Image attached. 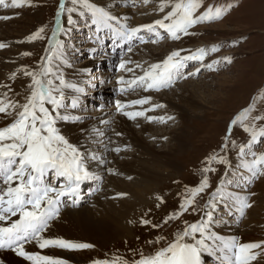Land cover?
I'll return each mask as SVG.
<instances>
[{
	"label": "rangeland",
	"instance_id": "obj_1",
	"mask_svg": "<svg viewBox=\"0 0 264 264\" xmlns=\"http://www.w3.org/2000/svg\"><path fill=\"white\" fill-rule=\"evenodd\" d=\"M90 1L92 3H90ZM5 3V5H0L1 25L12 20L22 19L27 21L29 17L38 14L37 19L30 20V23L24 29L26 31L25 33H27L26 36L30 37L39 29H44V32L41 34L43 38L25 40L28 41L27 44L32 43V46L22 51V58L24 61H22L21 64L13 63L8 70L4 72L3 78L0 79V99H2L5 104L10 100L23 103L24 97L29 95L27 86L31 84L32 78L29 75H25V73L38 71L42 64L47 63L46 57L48 53L46 50L51 46L49 41H52L53 38V27L56 26L60 15L61 18L64 19V31L57 34V39L65 42V51L71 56V61L68 63L67 67L75 66L78 62H80V65L86 62H95L88 56L89 52L85 53V51H87L86 47L91 45L86 35L88 33L87 28L91 26V14L82 4L76 5L77 11L72 13L75 23L68 25L67 18L69 13L60 10L61 0H31L30 4H25L20 7L10 6L11 0H5ZM63 3L65 8L73 7L71 0H63ZM88 3L93 5L96 4V7H103L105 10H109L108 6L102 5L103 3L106 4V1L97 0L96 3H94L93 0H88ZM160 3L161 0H149L147 4L144 3V0H128L124 6L131 8L133 12V16L127 18L130 23L129 25L133 27V25L135 26L134 22L137 21L136 19L151 18L152 16L154 17L155 14V17L162 19L163 16L171 10V6L165 8V10L161 12L159 11ZM120 7L123 8V5H114L116 11L120 10ZM143 7L157 10L146 14L147 12H141L144 10ZM210 8H222L226 11L224 16L217 21L194 25L189 29L188 35L181 36L179 34V39H166L164 37L161 40V32L159 36H155L154 39H150L149 42L139 44V46L134 49L136 53L133 50L126 57L127 59L130 58L134 63V71L135 68L145 69L146 67H150L152 63L158 64L161 59L164 61L174 51L179 52L180 56H189L194 54L197 49L204 48L207 54L204 56L203 60H199V65L212 64L213 67L208 68L203 66L205 70H202L199 75L180 82L178 85L171 88L169 92H166L167 97L165 96L166 94L163 95V92H161L162 96L159 97H157V95L160 93H149L150 99L147 105H160V109L155 111L152 107H150V109L147 108L148 106L146 105L139 109L138 107H134L132 108L133 110H130L131 112H141L143 109L147 108V111H153V113H147L145 119L143 118L144 114L137 116V119H133V121L128 116L122 115L114 116V119L111 118L112 121H128V123L131 126L133 124L132 127L137 130L142 127V124L154 125V131H158L161 135H165L161 139L155 140L152 138V140H154L151 141V144L153 146L155 145L158 150L168 149L169 147L176 148L175 144L168 136H174L179 131L185 132L184 136L187 144L184 149L181 150V153L179 151L175 156L176 162L178 163L176 167L178 168H172L166 171L168 174L165 177H168L164 181H161L156 190L152 191L154 196L152 195L153 198H149L152 202L140 203L141 207L139 206L137 208V215L131 222L132 232L129 236L110 242L101 241L97 244H91L93 245L91 248L78 249L77 253L83 256L86 255L90 264H93V262L97 260H108L115 262V264H122L123 260L131 262L132 260L139 259L140 252H143L145 255H152L155 251L167 247L169 243L175 240L176 234L183 231L187 224L199 222L204 216L205 205L208 203L209 199L212 198V194L217 188L222 185L229 173L231 162L242 154V146L244 147L243 154H252V158L253 152L256 156L264 153V137H258L255 142L249 145L248 141L251 139V134L245 130L244 124L239 120H237L236 124L232 123L245 108L250 106L253 108L252 115L264 116V0H200V7L197 9L196 15L207 12ZM81 11L85 13L84 16L80 15ZM58 12H60L59 16H57ZM118 16L122 15L120 14ZM88 18H90V21H88ZM83 31L85 33H83ZM89 31L91 32V29ZM77 35L78 37L80 35V37L78 38ZM54 44H56V41ZM213 46H217L216 51L211 50ZM142 47L145 48L143 49ZM136 50L140 51L137 52ZM139 52L142 54L138 55ZM145 52H147L146 54L149 53L148 55L150 56L148 57V55H145ZM153 52L156 53L154 54ZM136 56L139 59H137ZM151 56L156 57L152 58ZM159 57H161V59ZM225 57H229L230 61L224 59ZM152 59L156 61L153 62ZM214 61H219V63L214 64ZM189 62L191 64H196L197 60H190ZM52 63L56 64L59 63V61L53 60ZM137 64H139L140 67H137ZM192 70L194 69L192 68ZM95 71V68H90V70H88V75H91L96 83L101 82V75L106 77L104 73L109 72L104 70L103 73H99V75L96 76L98 72ZM125 72L126 70L124 72L121 71L119 73L120 77L123 76L129 79L128 74ZM13 74H15V78H13ZM63 74L67 79L66 70ZM133 76L134 74L132 73L130 78H133ZM110 79H112V77ZM110 79L108 83L114 85L115 80L113 81ZM83 82L85 83V88L88 90L90 88V86H86V84H88V79H84ZM187 82L188 84H186ZM102 88V86L98 87L99 90ZM110 89L106 91L109 92ZM67 90L68 89H65V94H67ZM125 95H128V99L123 97ZM125 95H122L120 99H127L128 102L133 101L131 99L136 96H132L131 92ZM201 97L203 99H201ZM160 98L163 100H160ZM167 99L173 100L180 104L181 107L184 106L189 109V113L192 115L191 119L181 120L177 115L170 116L171 110L169 105L164 102L167 101ZM185 99H187V101ZM75 109H77V107ZM9 111L13 110L9 109ZM16 111H19V109L17 108ZM84 111H89L86 114V119H89L91 114L95 113L96 109L88 102L87 110ZM75 112H77V110ZM65 113L67 115V112ZM96 113L99 112L96 111ZM62 114L64 113L62 112ZM148 115L151 117L154 116L152 119H149ZM169 116L171 119H169ZM100 120L101 118L99 119L100 127L111 130L112 125L110 122L101 120L104 122L101 124L102 122ZM82 121L84 122V120ZM11 122V116H5L3 113H0V128L7 126V124ZM79 122L81 123V121L74 123ZM255 123L258 126H264V120H257ZM62 124L63 121H58L56 127L60 130L61 134H64L68 142L72 144L68 134L61 129ZM145 136L148 137V134H145ZM118 137L115 138V142L113 141V145L121 150L120 153L116 151V153H113V159H117V161H120V159L121 161L127 160L129 157L123 158L121 155L133 152L135 149H133L132 143L129 140ZM129 147L132 148L130 150L133 151H130ZM220 157H224L227 163L220 162ZM156 167L164 171V168L161 166L156 165ZM206 168H211L213 171L205 173L203 170ZM112 174L110 173L109 176ZM204 176L208 177L209 186L195 197L199 205V210L193 211L192 206L187 204L185 205L187 210H181L180 205L185 203L186 198L190 195L192 190L200 186ZM106 180L108 181V179ZM248 190L250 191L249 196L251 199L249 198V204L251 203V206L245 209L246 212H244V214H246V216L242 218L241 229L238 231L241 243L264 241V167H262L261 171L253 178L252 182L249 184ZM103 191L105 192V190ZM100 193H98V195ZM119 197L120 196H118V198ZM216 199L219 201V197ZM91 201L87 205H93L95 200L92 199ZM116 205L117 207L120 206L119 203ZM142 220H148L150 223L144 224ZM153 225H158V227H153ZM198 235L199 234H197V236ZM158 237L160 238L159 240L157 239ZM256 251L260 250L257 249ZM251 264H264V253Z\"/></svg>",
	"mask_w": 264,
	"mask_h": 264
},
{
	"label": "snow or ice",
	"instance_id": "obj_2",
	"mask_svg": "<svg viewBox=\"0 0 264 264\" xmlns=\"http://www.w3.org/2000/svg\"><path fill=\"white\" fill-rule=\"evenodd\" d=\"M149 0H144L147 4ZM31 0H11L12 7H20L30 4ZM72 8H65L61 0L60 10L69 13L68 25L75 23L72 13L77 11L75 7L82 4L91 14V23L96 26L97 31L107 28L111 31L113 44L119 41L131 42L140 38L138 34L147 29L155 32L156 26L166 29L168 35L173 39H179L180 33L189 34V29L194 25L213 22L221 19L225 14V9H209L200 15H196L200 7V0H161L159 11L171 6V10L157 19L153 24H144L138 27H129L127 24L115 25L117 17L112 15L103 7H96L88 3V0H71ZM5 0H0V5H4ZM8 6V5H6ZM60 12L57 13V16ZM84 16L83 11L80 12ZM59 25V21L57 22ZM64 31L57 27L53 30V37L58 32ZM44 29H39L32 34L29 39L43 38ZM159 36V34H157ZM97 39H99L97 37ZM141 42H143L142 38ZM50 45L52 41H49ZM0 47H4L0 44ZM95 51V49H93ZM115 50V49H113ZM131 47L128 51L131 52ZM212 51L217 50L213 46ZM48 53L47 63L42 64L40 70L32 73L26 72L32 78L31 84L27 86L29 95L24 97V102L10 100L7 104L0 99V113L11 116L12 122L0 128V178L4 187H0V221H10L7 226L0 225V249L8 248L16 251L18 255L32 261V264H68V261L59 257L42 256L38 252H27L24 245L33 241L40 249L50 246L66 250L87 249L93 247L88 243L76 242L62 237L46 238L44 233L49 228V222L59 216L60 197L69 195L77 196L82 182L95 178V172L91 171L86 163V157L77 147L70 144L66 137L60 133L56 127L58 121H67L69 116L62 114L65 101V89H72L77 95L73 97L71 107L75 109L79 103V95L85 89L78 83L69 82L63 72L62 67L69 63L68 53L65 51V42L56 40V44L46 50ZM204 48L197 49L196 54L181 57L179 52H172L161 64H152L142 76H136L132 80L125 81L120 77L121 84L146 85L148 89H160L170 87L175 78L182 75L186 60H203L206 55ZM224 59L229 60V57ZM57 60L59 63L53 64ZM130 60L121 58L119 67L128 72H133L131 67H126ZM218 64L219 61H214ZM70 66V65H69ZM140 67L139 64L136 65ZM212 68V64L202 65ZM199 71V69H197ZM192 75V73H189ZM15 78V74H13ZM122 91L127 89L122 88ZM150 97L134 100L132 104H144ZM118 107L122 110L124 105L117 101ZM159 107L160 105H156ZM19 111H16V109ZM12 109L13 111H9ZM253 108H245L232 123L237 120L244 124L245 130L250 132L251 145L258 137H264V126H258L255 121L264 120V116L252 115ZM124 115L130 119L143 115V112H125ZM79 120V116L74 117ZM149 119H152L151 117ZM171 119V117H169ZM104 123L103 121H101ZM93 132L103 135L99 129ZM120 135V133H116ZM227 139V138H226ZM226 146V145H225ZM120 148L113 151L119 152ZM244 147H241V153ZM93 160L99 159L100 163H106L102 158L92 155ZM220 162L227 163L224 157H220ZM243 167L248 170L252 177H255L264 167V153L256 156L253 153L251 161H245ZM109 171H112L109 169ZM205 173L213 171L211 168L203 170ZM49 176L63 177L65 183L56 187L48 180ZM209 186L207 176H204L198 188L191 191L185 203L180 205L181 210H187L186 204L192 206L193 211L199 210V205L195 200L198 193L203 192ZM118 195H126L119 193ZM219 197V201L216 199ZM231 201L233 207L243 216L246 208L251 205L247 197H242L238 193L225 191L223 187H218L205 205L204 216L199 222L187 224L183 231L176 234L173 242L167 247L155 251L152 255L139 253L140 258L123 260L122 264H202V256L207 253L216 255L220 253L218 259H223L227 264H251L264 253V241L239 243L236 237L225 239L212 232L211 225L215 222L214 211L219 204ZM19 215L18 219L11 217ZM148 224L150 221L142 220ZM158 227V225H153ZM197 234H199L197 236ZM160 239L159 237L157 238ZM211 241V243H208ZM259 249L260 251H256ZM93 264H115L113 261L97 260Z\"/></svg>",
	"mask_w": 264,
	"mask_h": 264
},
{
	"label": "bare ground",
	"instance_id": "obj_3",
	"mask_svg": "<svg viewBox=\"0 0 264 264\" xmlns=\"http://www.w3.org/2000/svg\"><path fill=\"white\" fill-rule=\"evenodd\" d=\"M96 1L97 0H93L94 3H96ZM103 1H106V4L103 3L102 5L106 7L108 6L109 8L108 11L112 15L117 17L118 15L121 14L122 16L126 18H128L129 16H133L132 15L133 12L131 11V8L124 6L128 0H103ZM90 3L92 2L90 1ZM117 4L123 5V8L120 7L121 9L116 11V9L114 8V5L116 6ZM143 9L144 10H142L141 12L143 13L147 12L146 14H149V12H153L157 10V9L154 10L153 8L146 9V7L145 8L143 7ZM37 16L38 14H36L33 17H29L27 21H24L21 19V20L7 21L5 23L2 22L3 24L2 25L0 24V44L4 45V47H0V50L2 51V52L0 51V79L3 78L4 72H6V70H8V68L13 63L21 64L22 61H24V59L22 58V55H23L22 51L27 50V47L32 46V43L27 44L28 41H25V40H29V36H26L27 33H25L26 31L24 29L30 23V20L32 21V20L37 19ZM155 16L154 17L152 16L151 18L147 17V18L139 19V20L135 18L137 21L134 22L135 26L133 25V27H138L144 24H153L155 20L159 19ZM58 21H59V25L58 23H56V26L53 27V30L56 29L57 27H60L63 29L64 19L61 18V15L59 16ZM11 25L14 27H12ZM56 39H57V36L52 38V44L50 47L55 46L54 43ZM90 48H92V45H89L86 47L87 51L91 55L92 50H89ZM156 52H157V49H156ZM146 53L147 52H145V55L149 54V53L148 54ZM140 54L142 53L139 52L138 55ZM137 56L136 58L139 59L140 57L138 56L139 57L138 58ZM149 56L150 55H148V57ZM68 57H69V62H70L71 56L68 55ZM151 57L153 58L154 56H151ZM161 57L159 58L161 59ZM94 59H96V57ZM161 60L159 61L160 63L158 64H161L163 62V60L162 61ZM154 61L156 60H153V62ZM92 64L93 62H89V63L86 62L80 65V62H78L75 66H72V67H67L68 64H65L62 67V71L64 72L66 70V74H67L66 77L69 82L78 83L81 87H83L85 85V83L83 82L84 79L87 78L88 82H90L93 79L91 75L86 74L88 73L86 71L89 70ZM146 69L148 70L149 67H146ZM97 75H99V72L98 74H96V76ZM104 75L106 76V78L105 79L102 78L100 80L101 82L98 83L97 88L99 86L100 87L102 86L104 88L105 83H107L106 90L110 89V87L112 86L116 87L115 82H114V85H111L108 83V79L111 78L110 73L105 72ZM91 84H92V81H91ZM186 84H188V82ZM166 92H169V90L164 91L163 95H165ZM66 93L67 94H65V96L66 98H69L68 106L70 107L68 111L67 110L64 111V109H62V112L64 114H66L65 112H67V115L70 118L73 116L85 115L88 113V112L84 113L80 111L75 112L77 109H73L71 107V102H72L73 97H75L77 93H75L72 89H68ZM82 95L83 94L79 95V99L82 98ZM159 96H162L161 93L157 95V97ZM165 96L167 97V94ZM161 98L160 100H163ZM127 99L119 98V100L123 102V104L128 102ZM201 99L203 98L201 97ZM185 100L187 101V99ZM66 102L67 101L65 99L64 104ZM164 102L169 105V108L171 110L170 111L171 114H169L170 116L177 115L179 119L181 120L182 119L188 120L189 118L191 119L192 115H190L189 109H187L186 107L184 106L181 107L180 104L170 99H167V101H164ZM65 106L67 107V105ZM107 110H109L107 111V114H102L103 111L99 112L100 114L96 112L95 113L90 112L92 113L90 118L84 122L81 120V123L80 122L71 123L70 119L67 121H63L61 129L66 134H68L72 145L77 147L79 151L83 154H85V152L87 154L88 152L94 153L95 156L102 158L104 161H106V163H100L99 159L93 160V164L90 167V169H92L93 171H97L101 176H103L104 182L107 181L106 179H108V181L106 183L103 182L104 184H102L101 186V193L92 198L93 200H95L93 205L91 204L87 205L92 200L91 199L88 202L86 201L87 203L85 202L83 205L79 206L78 208L72 209V208L67 207L64 210H61L60 215L52 222V225L50 224L51 227L49 225L50 227L48 228L49 230L47 229V231L44 233L46 238L62 237L64 239H68V240H72L76 242L97 244L101 241L110 242L112 240H118L119 238L129 236L132 232L131 222L135 219L137 215L136 212H137V208L140 206V203L141 202H144V203L152 202V200L149 199L153 195L152 191L156 190V188L159 187L161 181H164L168 177V176L165 177L168 174L166 173V171L172 168H175V169L178 168L176 167L178 163L176 162L175 156L176 154H178L179 151L181 153V150H183L187 144L186 138L184 136V133H185L184 131H179L176 134L174 133L175 134L174 136H170V135L168 136V138L171 141H173L176 148L169 147L168 149L158 150L156 149L155 145L153 146L151 144V141H153L154 139L155 140L161 139L165 135H161L158 131H154V125L142 124L141 125L142 127L139 130H137V129H134L132 127L133 124L131 126L128 123V121H121V122L120 121L118 122L116 120L112 121L111 118L114 119V111H112L111 108ZM126 111L128 110L122 111L120 114H123L122 116H126L124 115ZM151 112L153 113V111ZM146 117L147 115L144 114L143 118L145 119ZM150 117L151 116H149V118ZM100 118L101 120H104V122H106L107 120L108 122L111 123L112 125L111 130L108 128L106 129L104 127L102 128L99 126ZM118 120H121V119H118ZM94 128L99 129V131L102 132L103 135H99L93 132ZM116 133H120V135H118L119 137L121 138L123 137V139L126 138L127 140H129L132 143L133 149H135V151L130 150L132 149L130 148L131 147L130 146L129 150L133 152L124 153L121 155V157L123 158L129 157V159L127 160L121 161L120 159V161H117V159H113L114 157L113 153H116L115 151H113V149L117 148L113 145L114 144L113 141L115 140V138L118 137ZM145 134H148V137H146ZM152 138L154 139L152 140ZM252 159H253L252 154L244 155L243 153L238 158L234 159L230 164L231 167H229L230 170H229L228 175L226 176L222 185L220 186V187H223L225 191L238 193L242 197H247L248 203H249L248 187L254 177H252L251 174L248 172V170L243 167V163L245 161H251ZM156 165H159L162 168H164V171L157 168ZM109 169H111L112 171H109ZM110 173L111 174L114 173V174L109 176ZM94 183L95 181L91 183V186ZM0 187H4L2 178H0ZM103 190H105V192ZM119 193H125L126 195H118ZM118 196L120 197L118 198ZM118 203L120 204L119 207H117L116 205ZM214 216H215V222L211 225V229H210L212 232H215L218 236H222L225 239H228L231 237H236L237 239L239 238L238 231L241 229V222H242L243 216H241L240 213L236 210V208L233 207L231 201L227 203L219 204V206L214 211ZM18 218H19V215L15 217H11L12 220H15ZM9 222L10 221H0V225L7 226ZM208 243H211V241H208ZM24 249L27 252H38L42 256H53V257H59V258L65 259L68 261V264H90L86 255L83 256L77 253L78 249L77 250H66V249H60L58 247H53V246H50L45 249H40L35 241L25 245ZM207 256L214 257L213 259L210 260V261H213L210 264H213L215 261L216 262L218 261L217 257L220 256V253H217L216 255H209L205 253L202 256V260L206 258ZM1 263L2 264H32V261L27 260L25 257L18 255L16 251L12 250V251H0V264Z\"/></svg>",
	"mask_w": 264,
	"mask_h": 264
}]
</instances>
